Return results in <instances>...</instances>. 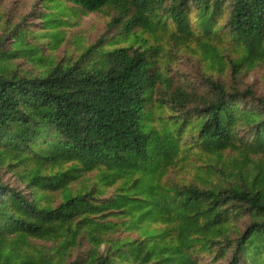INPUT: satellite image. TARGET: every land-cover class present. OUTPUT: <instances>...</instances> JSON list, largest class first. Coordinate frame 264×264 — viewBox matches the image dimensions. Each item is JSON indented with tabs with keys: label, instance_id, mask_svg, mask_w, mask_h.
I'll return each mask as SVG.
<instances>
[{
	"label": "trees",
	"instance_id": "obj_1",
	"mask_svg": "<svg viewBox=\"0 0 264 264\" xmlns=\"http://www.w3.org/2000/svg\"><path fill=\"white\" fill-rule=\"evenodd\" d=\"M50 1L112 9L127 44L54 62L0 40V264H264V92L220 76L264 64V0ZM191 41L206 69L176 82L162 53ZM191 149L207 177L165 183Z\"/></svg>",
	"mask_w": 264,
	"mask_h": 264
},
{
	"label": "rangeland",
	"instance_id": "obj_2",
	"mask_svg": "<svg viewBox=\"0 0 264 264\" xmlns=\"http://www.w3.org/2000/svg\"><path fill=\"white\" fill-rule=\"evenodd\" d=\"M55 2L50 0H0V40L4 39L3 47L11 49L14 39L20 37L27 42L29 46H33L41 51L44 61L51 60L59 62L62 60L77 58L80 52L86 47L92 45L97 40H102L103 45L109 47L117 40L118 29L109 23L115 16L112 9L105 8L98 12L84 14L80 8L68 2H63L62 7L56 8ZM59 20L57 28H49L46 20ZM58 33V38L54 39L51 34ZM164 40L168 38L164 35ZM127 42H119L114 45H125ZM231 43L224 42L222 46L227 48L230 46L227 54L234 55L231 50ZM168 51L162 53V61L165 68H170L171 73L176 82H185V80H194L201 70L206 69L205 64L200 60V54L195 41H191L187 46H167ZM160 59V60H161ZM20 70L23 72H37L42 69L35 61L28 58H21L18 61ZM222 80L227 86H253L257 92H264V64L255 67L248 73H241L236 77L231 75V70L227 69L220 74ZM190 158L183 160L169 168L163 177L165 183H179L182 180L189 181L193 175H197L198 180H204L207 177V171L202 169L200 172L195 166L203 164L208 158L204 155L194 154V149L188 153ZM210 161L214 164L216 159L210 157ZM96 172H91L80 177L71 187L74 190L84 189L85 186H91L95 180ZM5 180L15 182L16 177L11 174H4ZM116 183L115 185H118ZM103 187L106 189L103 197H108L113 193L114 186ZM55 203L59 201V194L54 196ZM114 219L109 217L108 219ZM117 220V218H116ZM127 233L117 231L112 237H123ZM37 242V241H36ZM48 248L50 243L37 242ZM88 246L85 241L79 245V248L73 252L71 260L75 257H83ZM104 245L101 246V250Z\"/></svg>",
	"mask_w": 264,
	"mask_h": 264
}]
</instances>
